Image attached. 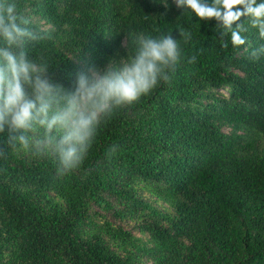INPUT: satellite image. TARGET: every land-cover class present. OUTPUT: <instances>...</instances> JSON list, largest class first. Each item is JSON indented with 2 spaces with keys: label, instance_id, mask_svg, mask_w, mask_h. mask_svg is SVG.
Listing matches in <instances>:
<instances>
[{
  "label": "trees",
  "instance_id": "1",
  "mask_svg": "<svg viewBox=\"0 0 264 264\" xmlns=\"http://www.w3.org/2000/svg\"><path fill=\"white\" fill-rule=\"evenodd\" d=\"M12 2L34 37L15 50L64 92L82 71L127 62L141 34H172L182 52L169 83L101 123L75 171L57 176L52 153L5 145L0 264H264L257 30L245 20L247 43L235 48L214 20L182 13L172 0L168 9L160 0ZM22 131L45 135L38 124Z\"/></svg>",
  "mask_w": 264,
  "mask_h": 264
},
{
  "label": "clouds",
  "instance_id": "2",
  "mask_svg": "<svg viewBox=\"0 0 264 264\" xmlns=\"http://www.w3.org/2000/svg\"><path fill=\"white\" fill-rule=\"evenodd\" d=\"M177 9L191 12L199 21H215L230 33L231 44L239 48L247 43L242 33L257 30L264 40V0H172ZM165 9L168 0H160ZM29 21L10 0H0V159L8 149L21 147L38 155L52 153L57 157L56 174L64 176L80 167L101 123L115 110L130 106L152 92L161 83H169V70L175 73L181 60V46L172 34L139 37V47L127 62L103 72L95 67L77 75L75 87L68 92L54 88L43 78L45 68L29 60L21 48L25 38H34L27 27ZM185 41L191 33L178 30ZM227 47V44L224 45ZM264 56V44L251 52L258 60ZM192 57L190 62L194 61ZM31 88V94L28 92ZM60 97H62V102ZM45 130L43 139L30 138L23 131L33 125ZM59 130L60 135H53ZM114 151V150H113Z\"/></svg>",
  "mask_w": 264,
  "mask_h": 264
}]
</instances>
